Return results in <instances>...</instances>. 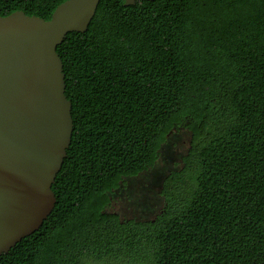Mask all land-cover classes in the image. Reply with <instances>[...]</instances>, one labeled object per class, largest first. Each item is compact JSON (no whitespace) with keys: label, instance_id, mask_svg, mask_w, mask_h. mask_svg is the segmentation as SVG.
<instances>
[{"label":"trees","instance_id":"obj_1","mask_svg":"<svg viewBox=\"0 0 264 264\" xmlns=\"http://www.w3.org/2000/svg\"><path fill=\"white\" fill-rule=\"evenodd\" d=\"M65 1L0 0V16L50 20ZM123 4L101 0L56 48L73 131L55 207L0 264H264V0ZM184 130L160 212H108Z\"/></svg>","mask_w":264,"mask_h":264},{"label":"water","instance_id":"obj_2","mask_svg":"<svg viewBox=\"0 0 264 264\" xmlns=\"http://www.w3.org/2000/svg\"><path fill=\"white\" fill-rule=\"evenodd\" d=\"M101 0H67L50 20L0 16V256L39 230L55 207L51 189L71 142V102L56 52L83 34ZM138 1L124 0V6Z\"/></svg>","mask_w":264,"mask_h":264},{"label":"rangeland","instance_id":"obj_3","mask_svg":"<svg viewBox=\"0 0 264 264\" xmlns=\"http://www.w3.org/2000/svg\"><path fill=\"white\" fill-rule=\"evenodd\" d=\"M189 140L188 131L172 133L162 145L160 157L152 169L134 178H124L119 188L110 194L108 212L119 215L121 221L153 219L163 207V197L160 195L162 182L174 169L173 164L185 154ZM85 262L93 264L94 260L87 259Z\"/></svg>","mask_w":264,"mask_h":264},{"label":"flooded vegetation","instance_id":"obj_4","mask_svg":"<svg viewBox=\"0 0 264 264\" xmlns=\"http://www.w3.org/2000/svg\"><path fill=\"white\" fill-rule=\"evenodd\" d=\"M130 220V219H129Z\"/></svg>","mask_w":264,"mask_h":264}]
</instances>
